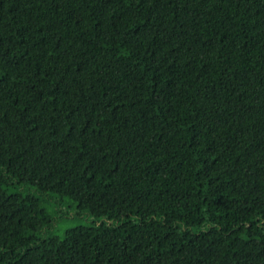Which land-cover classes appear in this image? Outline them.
Masks as SVG:
<instances>
[{"label":"trees","instance_id":"obj_1","mask_svg":"<svg viewBox=\"0 0 264 264\" xmlns=\"http://www.w3.org/2000/svg\"><path fill=\"white\" fill-rule=\"evenodd\" d=\"M0 264H264V0H0Z\"/></svg>","mask_w":264,"mask_h":264},{"label":"rangeland","instance_id":"obj_2","mask_svg":"<svg viewBox=\"0 0 264 264\" xmlns=\"http://www.w3.org/2000/svg\"><path fill=\"white\" fill-rule=\"evenodd\" d=\"M40 196L46 213L51 218V225L46 229L47 236L63 237L66 230L86 226L93 221L88 212L79 211L76 202L66 196L50 192H43Z\"/></svg>","mask_w":264,"mask_h":264}]
</instances>
